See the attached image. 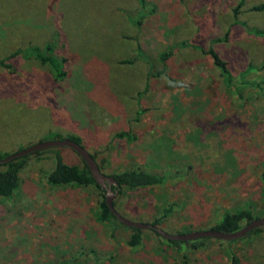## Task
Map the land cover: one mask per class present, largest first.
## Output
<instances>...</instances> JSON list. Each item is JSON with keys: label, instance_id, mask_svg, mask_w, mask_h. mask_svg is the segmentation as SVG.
I'll list each match as a JSON object with an SVG mask.
<instances>
[{"label": "rangeland", "instance_id": "obj_1", "mask_svg": "<svg viewBox=\"0 0 264 264\" xmlns=\"http://www.w3.org/2000/svg\"><path fill=\"white\" fill-rule=\"evenodd\" d=\"M264 0H0V155L77 137L104 175L160 186L117 190L123 217L170 234L223 213L264 218ZM60 64L61 78L33 55ZM213 51L228 81L213 64ZM63 163L79 158L59 148ZM51 154L30 157L0 200V264H264V229L190 251L152 230L98 222L99 191L50 187ZM243 226V223L241 224Z\"/></svg>", "mask_w": 264, "mask_h": 264}, {"label": "trees", "instance_id": "obj_2", "mask_svg": "<svg viewBox=\"0 0 264 264\" xmlns=\"http://www.w3.org/2000/svg\"><path fill=\"white\" fill-rule=\"evenodd\" d=\"M252 10L257 12L264 11V4L257 5L253 7ZM24 55L26 56L33 55L41 63L48 64L54 71L55 76L57 78H61L63 76V73L59 71L60 64L58 62H54L50 57L41 55V53H39L37 49H31ZM208 55L210 56L213 64L215 65L219 73L228 81L229 78L227 77L228 74L227 69L223 64V62L211 50L208 51ZM0 66L6 69L9 68V66L5 64V60H0ZM66 139L82 146L81 141L77 137L67 136ZM53 140H62V139L55 137V139ZM20 150L21 149L17 151ZM58 150L59 148L37 151L20 159H16L11 162L0 165V200H9L12 197V194L18 187L19 173L22 170V168L26 165L30 157H37L42 154H51L53 156L54 164L52 169L45 175V183L50 187L74 185L81 187L92 186L96 188L99 191L100 193L99 195L101 198L97 206V210H98L96 216L97 220L100 222H106L108 224H111L113 225V227L116 226L122 227L119 223L116 222L115 218L109 213L108 209L106 208L103 202L104 191L100 189L99 186L96 185L94 181L91 179L85 165L81 161H80V165H68L63 163L58 153ZM8 155L10 154L0 155V160L7 157ZM90 156L95 161V157L92 155ZM96 165L98 167V170L101 172L100 165L97 163ZM109 177H112L116 182L117 190H120L122 188L130 189V190L140 189V188H150V187L160 186L165 181V178L161 175H155V174H150L143 171H135V170L112 174L109 175ZM259 183L262 191L264 192V169L259 174ZM111 190H115V188H111ZM112 206L114 207L113 203ZM170 211H171L170 207L165 208L161 213V217L157 219L155 222H152L150 225H152L153 227H157V222H159L160 219H163L166 216H168ZM253 219H257V218L253 217L250 211L248 210H237L232 213L225 212L222 214L218 223L214 224L208 230L231 234L238 231L242 227L241 225L242 223L244 226ZM128 229L130 231V234L125 241L126 246L128 247L138 246L140 243L141 230L131 229V228ZM263 229L264 227L253 229L250 232H248L244 237L256 233H260L263 231ZM186 233H181V234H186ZM243 238H240L239 240H242ZM209 240L212 239L200 238L187 242H177V241H168V242L171 245L183 244L188 250L196 251L203 248L205 243ZM235 241H228V243H232ZM231 264H237V263L235 260H231Z\"/></svg>", "mask_w": 264, "mask_h": 264}, {"label": "water", "instance_id": "obj_3", "mask_svg": "<svg viewBox=\"0 0 264 264\" xmlns=\"http://www.w3.org/2000/svg\"><path fill=\"white\" fill-rule=\"evenodd\" d=\"M56 148L69 149L80 159V161L85 165L87 171L89 172V176L94 181V183L98 185L100 189L104 190L103 202L106 208L108 209L109 213L115 218L116 222L123 227L137 230H152L154 233H156L167 241L177 242H187L200 238H211L214 240L225 242L235 241L244 237L248 232L253 229L264 227V218H259L251 220L249 223L242 226L238 231L231 234L220 233L212 230H201L191 231L186 234L169 235L163 232L161 229L153 227L150 224L132 222L118 214L112 206V199L117 192L116 182L114 181V179L112 177L103 175L98 170V167L95 161L91 158L90 154L82 146L68 139L49 140L34 143L30 146H27L26 148L21 149L20 151L14 152L8 155L7 157L1 159L0 165L11 162L16 159H20L37 151ZM111 188H115V190H111Z\"/></svg>", "mask_w": 264, "mask_h": 264}, {"label": "crops", "instance_id": "obj_4", "mask_svg": "<svg viewBox=\"0 0 264 264\" xmlns=\"http://www.w3.org/2000/svg\"><path fill=\"white\" fill-rule=\"evenodd\" d=\"M97 206H98V204H97ZM115 209V208H114ZM164 210V209H163ZM115 211H116V209H115ZM97 212H98V210H97ZM117 212V211H116ZM118 213V212H117ZM119 214V213H118ZM121 215V214H120ZM96 216H97V213H96ZM122 216V215H121ZM123 217V216H122ZM125 218V217H124ZM97 219V218H96ZM127 219V218H126ZM257 219H259V218H257ZM129 220V219H128ZM98 221V220H97ZM130 221H132V220H130ZM98 222H100V221H98ZM132 222H135V221H132ZM104 223H106V222H104ZM137 223H143V222H137ZM144 224H149V223H144ZM123 227V226H122ZM126 228V227H125ZM158 228V227H157ZM160 229V228H159ZM162 230V229H161ZM163 231V230H162ZM197 231H201V230H197ZM163 232H165V231H163ZM166 234H169V235H175V234H170V233H167V232H165ZM156 234V233H155Z\"/></svg>", "mask_w": 264, "mask_h": 264}, {"label": "flooded vegetation", "instance_id": "obj_5", "mask_svg": "<svg viewBox=\"0 0 264 264\" xmlns=\"http://www.w3.org/2000/svg\"><path fill=\"white\" fill-rule=\"evenodd\" d=\"M103 190V189H102ZM104 191V190H103Z\"/></svg>", "mask_w": 264, "mask_h": 264}]
</instances>
